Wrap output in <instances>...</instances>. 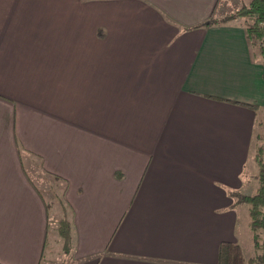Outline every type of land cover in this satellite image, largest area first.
Wrapping results in <instances>:
<instances>
[{
  "label": "crops",
  "instance_id": "1",
  "mask_svg": "<svg viewBox=\"0 0 264 264\" xmlns=\"http://www.w3.org/2000/svg\"><path fill=\"white\" fill-rule=\"evenodd\" d=\"M250 1L0 0V264L47 262L34 162L64 183L68 264H217L264 106L222 22Z\"/></svg>",
  "mask_w": 264,
  "mask_h": 264
},
{
  "label": "trees",
  "instance_id": "2",
  "mask_svg": "<svg viewBox=\"0 0 264 264\" xmlns=\"http://www.w3.org/2000/svg\"><path fill=\"white\" fill-rule=\"evenodd\" d=\"M229 21H238L242 25L253 58L264 67V0H251L248 5L222 19V22ZM209 23H217V21L212 18ZM252 107L257 118L253 131L250 160L251 164L254 162L255 168L249 177L255 185H253L254 188L245 189L246 191L231 192L230 196L235 198V205H241L246 210L247 225L254 231L252 239L255 254L247 257L238 242L221 241L217 264H264V106L252 105ZM62 184L64 186V183ZM60 201L63 203L61 209L63 214L55 221L56 231L62 240L64 254L68 255L72 244V224L63 209L65 206L63 194ZM48 207L50 205H47ZM48 222L50 225V220Z\"/></svg>",
  "mask_w": 264,
  "mask_h": 264
},
{
  "label": "rangeland",
  "instance_id": "3",
  "mask_svg": "<svg viewBox=\"0 0 264 264\" xmlns=\"http://www.w3.org/2000/svg\"><path fill=\"white\" fill-rule=\"evenodd\" d=\"M27 164L28 162H26V166L28 167ZM250 165H252L254 172V168H255L254 162H252L251 164L249 160L246 164V174L243 173L242 175L243 181H245L244 179H248L249 176H251L250 173L252 172H250V170L252 171V169L249 170ZM32 167H33L32 170H30V165H29L30 175L32 176L34 182L40 188L42 194L45 196V199L48 201L50 205L49 207L50 226L48 229V239H47L48 242L46 244V250H45V255L47 258L46 264H68L69 262L68 255L64 254V251L62 249V240L58 236L55 228L56 227L55 221H57L59 217H61L63 214L61 210L63 203L60 201V199H62L64 186L61 181L58 182L54 180V178H51L50 176L43 173L41 168L39 167V164H37L36 162L32 164ZM248 180H246L242 185H245L246 189L254 188L253 187V185H255L254 182H250ZM240 191H244V190L241 189ZM237 206H238L237 208L238 214L240 215L239 216L240 222L239 224H237L235 231L236 240L243 247L245 251V255L247 257H250L255 254L253 239H252L254 231L247 225L248 216L247 214L245 216L243 211V206L238 204ZM63 209L67 214L65 206H63ZM241 211L243 212L241 213Z\"/></svg>",
  "mask_w": 264,
  "mask_h": 264
}]
</instances>
